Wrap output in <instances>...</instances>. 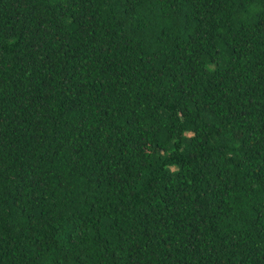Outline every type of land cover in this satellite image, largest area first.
<instances>
[{"label": "trees", "instance_id": "16d2710c", "mask_svg": "<svg viewBox=\"0 0 264 264\" xmlns=\"http://www.w3.org/2000/svg\"><path fill=\"white\" fill-rule=\"evenodd\" d=\"M0 264H264V0H0Z\"/></svg>", "mask_w": 264, "mask_h": 264}]
</instances>
